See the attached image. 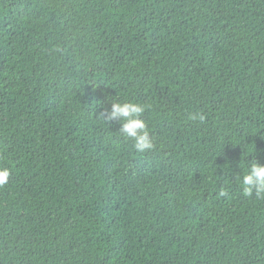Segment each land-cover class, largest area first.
<instances>
[{
	"label": "trees",
	"instance_id": "1",
	"mask_svg": "<svg viewBox=\"0 0 264 264\" xmlns=\"http://www.w3.org/2000/svg\"><path fill=\"white\" fill-rule=\"evenodd\" d=\"M253 159L264 0H0V264H264Z\"/></svg>",
	"mask_w": 264,
	"mask_h": 264
},
{
	"label": "clouds",
	"instance_id": "2",
	"mask_svg": "<svg viewBox=\"0 0 264 264\" xmlns=\"http://www.w3.org/2000/svg\"><path fill=\"white\" fill-rule=\"evenodd\" d=\"M146 106L131 101L113 102L110 109L99 113V117L107 124L117 122L120 124L118 132L124 138L131 140L133 148L140 153L151 150L154 145L147 129L146 122L142 119ZM192 119L197 117L193 115ZM203 120V116H199ZM10 171L6 167H0V186L8 183ZM242 192L245 196H255L257 199H264V164L253 159L246 167V171L239 178ZM220 196H226L227 192L221 190Z\"/></svg>",
	"mask_w": 264,
	"mask_h": 264
}]
</instances>
